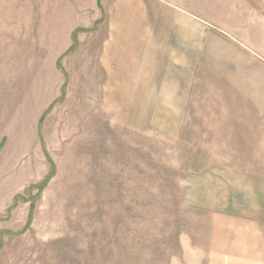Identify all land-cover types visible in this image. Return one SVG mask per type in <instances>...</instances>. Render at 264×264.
Returning a JSON list of instances; mask_svg holds the SVG:
<instances>
[{
	"label": "rangeland",
	"instance_id": "374dc122",
	"mask_svg": "<svg viewBox=\"0 0 264 264\" xmlns=\"http://www.w3.org/2000/svg\"><path fill=\"white\" fill-rule=\"evenodd\" d=\"M79 4L0 0V264H264V114L127 112Z\"/></svg>",
	"mask_w": 264,
	"mask_h": 264
},
{
	"label": "crops",
	"instance_id": "0c3cea01",
	"mask_svg": "<svg viewBox=\"0 0 264 264\" xmlns=\"http://www.w3.org/2000/svg\"><path fill=\"white\" fill-rule=\"evenodd\" d=\"M79 2L82 14L71 15L92 16L94 72L110 84L105 95L124 98L127 112L178 133L202 92L264 114V0Z\"/></svg>",
	"mask_w": 264,
	"mask_h": 264
}]
</instances>
